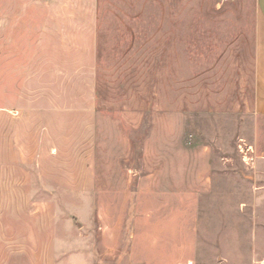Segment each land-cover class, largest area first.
<instances>
[{
  "label": "rangeland",
  "instance_id": "1",
  "mask_svg": "<svg viewBox=\"0 0 264 264\" xmlns=\"http://www.w3.org/2000/svg\"><path fill=\"white\" fill-rule=\"evenodd\" d=\"M256 0H0V264H264Z\"/></svg>",
  "mask_w": 264,
  "mask_h": 264
},
{
  "label": "crops",
  "instance_id": "2",
  "mask_svg": "<svg viewBox=\"0 0 264 264\" xmlns=\"http://www.w3.org/2000/svg\"><path fill=\"white\" fill-rule=\"evenodd\" d=\"M259 18L264 26V0H256ZM255 108L264 113V37L258 47Z\"/></svg>",
  "mask_w": 264,
  "mask_h": 264
}]
</instances>
